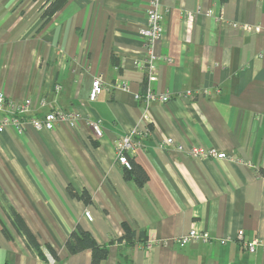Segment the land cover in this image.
I'll list each match as a JSON object with an SVG mask.
<instances>
[{
    "label": "crops",
    "instance_id": "crops-1",
    "mask_svg": "<svg viewBox=\"0 0 264 264\" xmlns=\"http://www.w3.org/2000/svg\"><path fill=\"white\" fill-rule=\"evenodd\" d=\"M51 1L0 0V90L32 101L23 130L0 132V264H92L90 249H66L78 223L109 246L99 264H264V0H160L165 35L147 108L148 0H67L49 16ZM97 75L105 87L91 101ZM54 109L82 118L36 129L32 119ZM90 117L102 120V139ZM129 133L143 187L117 158L115 142ZM166 138L174 142L161 148ZM194 146L227 158L195 157ZM126 224L147 241L114 242ZM193 229L209 238L176 243Z\"/></svg>",
    "mask_w": 264,
    "mask_h": 264
},
{
    "label": "built area",
    "instance_id": "built-area-1",
    "mask_svg": "<svg viewBox=\"0 0 264 264\" xmlns=\"http://www.w3.org/2000/svg\"><path fill=\"white\" fill-rule=\"evenodd\" d=\"M149 4V12H148V20L147 25L142 30V33L145 37L146 49L148 53V57L146 60V69H147V85L148 89L146 92L145 100H146V108L148 106V102L155 97L151 89V83L156 79L157 76V66L156 62L158 60V56L155 54V45L160 42L165 35V27H164V13L160 11V0H148ZM211 13V11H210ZM237 24H235L236 26ZM248 28H250L248 26ZM105 85L102 80V75H97L91 85V89L89 92V99L91 101H95L98 99L99 95L103 91ZM159 99L162 102H166L169 100L168 95H160ZM44 104V103H42ZM32 101L29 98L24 99L21 102H13L8 101L3 90H0V113H3V116L0 120V132H3L5 128L9 125H15L17 129L20 131L23 130V122L24 116L31 108ZM6 107L8 109L6 110ZM145 108V109H146ZM82 118L81 113L73 110H64V109H54L47 112L45 115L39 118H33L32 124L38 130H52L55 128L56 124L59 121L65 122L70 128H74L76 124ZM87 124L89 125L93 136L96 139H102L105 134V128L103 122L100 118L90 117L87 120ZM150 132L147 130V133ZM174 141L172 138H166L160 143V147L164 148L166 145L172 144ZM134 148V134L129 133L126 134L115 142V150L117 154L118 161L130 168V160L128 157V153ZM191 152L195 157L208 159L210 157H214L215 159L227 158L226 153L220 152L216 153L214 150L207 151L201 146H194L191 148ZM85 217L92 221L93 217L89 210H86L84 213ZM243 231H240L238 234V238L243 241ZM209 238V234L207 232H200L196 229L190 231V233L183 235L177 238L175 241L181 246H184L193 241H206ZM222 242H225L223 240ZM259 244L258 240H254L252 242L246 243V247L249 252H255L256 245Z\"/></svg>",
    "mask_w": 264,
    "mask_h": 264
},
{
    "label": "trees",
    "instance_id": "trees-1",
    "mask_svg": "<svg viewBox=\"0 0 264 264\" xmlns=\"http://www.w3.org/2000/svg\"><path fill=\"white\" fill-rule=\"evenodd\" d=\"M67 0H53L49 3L45 14L51 16L54 14ZM148 89L147 80L145 81L144 89L140 95L144 100L146 99V92ZM150 131V130H149ZM130 160L131 167H126L125 178L127 180H134L139 187H143L147 181L146 171L135 162V160L127 154ZM260 173L264 175V169L260 170ZM68 191L73 196H78L79 194L75 192L74 188L70 185ZM86 203H91V196L87 191H83L79 195ZM10 218L14 226L18 229L20 234L26 240L28 246L38 255H42V249L38 243L34 233L30 230L24 219L18 214L14 208H10ZM138 238L140 242L145 243L147 241L146 233L142 230L137 233L128 224L125 225V233L118 239L113 240L114 242H126L129 246L134 244V240ZM66 249L70 254H75L86 249H90L92 252V264H99L105 260L108 256L107 244H100L92 232L86 229L82 224L78 223L71 231L66 243ZM51 253L55 258V251L51 249Z\"/></svg>",
    "mask_w": 264,
    "mask_h": 264
}]
</instances>
